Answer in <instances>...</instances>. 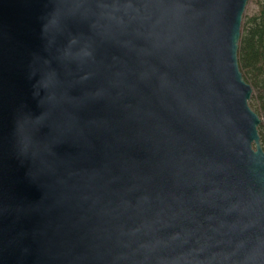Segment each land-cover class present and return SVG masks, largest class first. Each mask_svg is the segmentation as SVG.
Masks as SVG:
<instances>
[{"label":"water","instance_id":"95a60500","mask_svg":"<svg viewBox=\"0 0 264 264\" xmlns=\"http://www.w3.org/2000/svg\"><path fill=\"white\" fill-rule=\"evenodd\" d=\"M248 0H0V264H264Z\"/></svg>","mask_w":264,"mask_h":264},{"label":"trees","instance_id":"16d2710c","mask_svg":"<svg viewBox=\"0 0 264 264\" xmlns=\"http://www.w3.org/2000/svg\"><path fill=\"white\" fill-rule=\"evenodd\" d=\"M255 11L243 22L240 32L238 63L243 78L252 87L251 99L261 122L258 126L260 145L264 151V0H248ZM245 17H242L244 19Z\"/></svg>","mask_w":264,"mask_h":264},{"label":"rangeland","instance_id":"374dc122","mask_svg":"<svg viewBox=\"0 0 264 264\" xmlns=\"http://www.w3.org/2000/svg\"><path fill=\"white\" fill-rule=\"evenodd\" d=\"M255 6L252 4V3H250L249 1L247 2V4H246V7H245V10H244V13H243V17H245L244 19H242V22H241V29H242V26H243V22L245 21V19L249 16V15H251L254 11H255ZM249 105H251L253 108L252 109H254V107L256 106V103H254L253 101H252V99H251V97H250V99H249Z\"/></svg>","mask_w":264,"mask_h":264}]
</instances>
